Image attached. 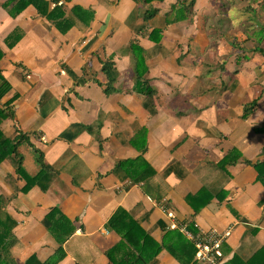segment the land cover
I'll use <instances>...</instances> for the list:
<instances>
[{"label": "crops", "instance_id": "0c3cea01", "mask_svg": "<svg viewBox=\"0 0 264 264\" xmlns=\"http://www.w3.org/2000/svg\"><path fill=\"white\" fill-rule=\"evenodd\" d=\"M5 1L0 0V5ZM106 1L109 2L98 5L96 0H68L62 19L67 17L71 30L62 37L54 36L56 30L51 22L36 17L32 7L14 19L0 8V51H5L2 42L11 28L20 27L25 33L13 53L6 51L3 61L10 58L11 63L2 65L5 77L13 81L14 93L21 95L15 102L16 119L27 140L17 153L21 163L27 164L23 169L30 176L38 175L42 164L48 167L24 189L28 194L21 202L28 206V214H14L11 209L0 211V248L7 249L11 244L8 255L13 264H109L107 253L113 239L103 227L109 214L117 212L123 222L131 216L161 245L171 224L165 212H171L175 221L194 235L229 230L222 244V264H233L235 256L242 260L252 257L264 243V190L256 182L249 162L264 145V132L258 131L259 126L251 128L244 123L242 113L237 115L241 130H234L237 125L231 130H218L207 119L181 116L176 102L191 99L194 94L186 87L173 88L159 74L164 71L173 77L188 75L190 88L199 80L193 66L174 61L176 34L164 28L161 18L157 23L161 24L158 28H163V48L143 39L140 51L128 50L133 59L131 71H116L113 53L117 41L124 35L126 42L130 39L128 33L118 31L112 49L107 36L114 35L112 27L116 22L131 19V6L135 14L137 9L131 0ZM7 25V34H2ZM42 35L44 42L39 38ZM47 40L62 51V73L51 62L57 56L38 45L39 41L49 47ZM137 59L142 66H137ZM25 67L37 72L35 91L31 75L22 71L21 77L15 76ZM229 68L244 77L243 81L238 78L228 84L233 94L244 103L257 100L258 112L264 110L260 102L264 82L254 80L258 77L257 64L247 63L239 69L230 64ZM137 70L141 77H151L157 97L148 98L146 93L135 90ZM104 83L109 86L103 87ZM181 88L184 93L174 92ZM24 95L29 96L27 104L21 102ZM221 116L219 113V123ZM254 121L264 124L257 114ZM239 122L236 118L231 121L234 125ZM140 155H145L143 159L154 169L144 185L158 184L153 188L164 191L160 199L157 193L153 198L144 194L139 184H130L131 174L137 177L144 172ZM225 156L233 160L235 178L227 177L218 166ZM17 167L12 157L0 165V195L4 199L13 195L16 182H22L23 189L25 182L15 171ZM201 182L211 189L210 193L199 191ZM210 194L218 198L203 205ZM224 196L230 208L222 203ZM118 201L124 208L121 213ZM50 205L59 207L67 217L57 230L62 242L55 238L56 230L52 232L47 218ZM74 228L75 232L64 238L65 232ZM256 229L262 231L257 233ZM168 244L165 242L166 247ZM148 249L156 250L155 246ZM170 257L163 252L152 257L149 264H180Z\"/></svg>", "mask_w": 264, "mask_h": 264}, {"label": "bare ground", "instance_id": "6f19581e", "mask_svg": "<svg viewBox=\"0 0 264 264\" xmlns=\"http://www.w3.org/2000/svg\"><path fill=\"white\" fill-rule=\"evenodd\" d=\"M131 1L135 4V8L137 9L136 14L139 13L140 16L142 15V14H140L142 8H143L144 12H147L146 8H152V10H151L152 16L151 17L161 18L163 21V24H164V28H166L168 30V32H170L169 28L175 22V20L171 16V14L176 9V6L178 4L184 5V7H186V8L191 7L190 9L192 11L189 12L190 16L194 15L198 11H203L202 13H203L204 18H206L205 17L206 15H210V12H208V10H207L209 7V4H208L207 9H198L197 8L198 3L201 0H198V2H197V0H163L160 3L149 4L145 8L141 7V6L139 7V5L136 3L135 0H131ZM237 1L239 3H241L240 9L243 12L246 11V13L249 14L250 18H254V16L258 15V12L260 10L264 9V0H237ZM6 2H7V0L3 4L0 5V8L9 17L14 19V17L12 15H10L8 13V11L6 10V8H4V6H3ZM213 2H218L221 5V6L220 5L218 6V7H221L220 10L223 9L222 8L223 6L229 5V4H227L226 0H213ZM163 4H166V7H154V6L163 5ZM52 6L54 9H56L55 6L59 7V11H57V14L60 17L59 20L60 19L61 20L58 21V26H61L62 25V0L58 1L57 3L53 4ZM249 6H250V8H249ZM220 10L218 8V10L216 12H212V15L210 16V18H212L213 16H215V17L218 16V18H220L221 15H223L225 17L223 19L220 18L219 21L224 20L226 23L227 15L225 14V9L223 10L222 13L220 12ZM170 11H172L171 14H169ZM134 15H135V11H134ZM168 15L170 16L169 22H167V20H166V17H168ZM140 16H139V18H140ZM145 17H148L147 13L145 14V16H143V18H145ZM208 17L209 16H207V18ZM171 20H173L174 22L172 23ZM226 25H227V27L225 30H223L221 26L220 27L218 26L220 31L215 32L212 30L211 32H209V34L207 36L209 38L212 37L213 40L216 39V42L219 45V47L216 50H214V51L211 50V48H210V42L211 41H208L207 39H205V41L202 42V43H205L207 45V47L210 49V55L209 56L212 59V60H210V65L208 66V68H209L208 73L209 74H207V75L213 77L217 74L218 71L226 70L230 64L233 65L234 69H239L242 65L239 67L237 65L238 64L237 60L242 61L245 58H246L247 63H250V64L256 63L258 68H264V28H262V29L259 28L260 30H259L258 34L260 35V38L258 40V37L253 35V34L244 35L243 33H236L233 36L231 35L230 37H228L227 36L228 32H230L232 30L230 29V24L228 25L226 23ZM14 28H11L10 31L8 32V34L3 39L2 43L5 46V51L4 50L0 51V79L3 77L5 79V81L7 82V88L5 89V93L2 96H0V116H2V114L5 115V117L0 118V121H4L8 125L7 128H4V133L0 134V165L8 157H12L13 160L15 161V163L17 164V159H16V156L14 153V145H15V141H16V135H15V129H13V126H12L13 125L12 124L13 115L15 114L14 113L15 112L14 84H13V81L10 79H7L5 77V74H4V73H6V71L4 70V67L6 66V64L11 63V60H10V58H8L5 61H3L6 58L7 52L13 53V49H14L15 45H14V39L12 37H10V34L13 32ZM162 31H163V28L151 26L149 23L145 22V26L143 28H140L137 32H135V36L132 37L128 41V44L130 45L129 50L132 52L140 51L142 49V44L144 43L143 39L159 45L160 48H163L162 40H161ZM169 44H171V43H168L167 45H169ZM167 45H165V46H167ZM178 45L179 44L174 46V48H173L174 53L176 52V50H178V47H177ZM189 50L190 49H188V51H186V52L189 53L190 52ZM258 51H260L261 54ZM186 52L180 53L179 55L181 57H178V56L174 57V61H176V63L179 65L184 64V63L189 64L187 57L185 56ZM56 59H58V55H57ZM137 60H136L137 66L138 67L142 66L143 65L142 61L141 60L137 61ZM228 62H230V63H228ZM201 64H203V61H200V62H198V61L192 62L191 61V66H193L194 71L196 72L198 70L199 74H204V73L200 72ZM58 68H59L58 69L59 73H62V66H60ZM232 72L237 73L235 70ZM198 73L196 72L197 75H195V78L197 80L202 81V80L206 79L207 75L204 77H201ZM258 75L261 77V74L258 73L256 76H258ZM258 81H259V83H263L264 77H263V81H260V79H258ZM134 88L139 93H143V94L146 93L148 95V98H155V96L157 97V91L153 85V82L151 81V77H147V78L141 77V74H139L138 70L136 72V80H135ZM224 90H230L228 85H226L224 87ZM200 93L201 92H199L198 94H200ZM245 96H246V94L244 95V97ZM246 98H247V96H246ZM225 101L229 102L227 105L228 110H226L225 114H221L223 116H221L220 123L224 124L225 129H228V130L233 129L234 126H236V125H237V127H235L234 130H241L242 126L240 125V122H239L240 119L237 118L238 114L242 113L241 117L243 115V117L245 119L244 123H246V122L248 123L249 119L252 118V116H250V117L248 116L249 113L250 112L253 113L255 111V114H256L259 110V107H258L259 103H257V100H251L248 103L247 102L244 103V100L242 98L240 99L237 95H234L231 90H230V98L228 99V97L226 96ZM234 103H237L238 106L235 107ZM180 104H179V109H180V112L182 114L187 115L189 118L190 117L199 118V117H195L191 114L192 112H194L198 109V107L193 104L191 99L184 98L183 100L180 101ZM240 104H241V107H240ZM235 108L237 109V114L234 113ZM186 109H189L190 112ZM203 109H205V107L201 108L200 110H203ZM248 110H249V112L247 113ZM255 114H253V115H255ZM231 115H233L234 117ZM234 118H236L239 123H237L235 125L232 124L231 121H234ZM262 123H264V122H262ZM258 126H259L258 131L264 132V124L263 125L258 124ZM8 148H11L9 150L11 152L8 154H4L5 150H7ZM263 148H264V145L260 149L257 156L251 162H249L250 165L254 166V164L258 160V158H259L258 156H259V154ZM143 156L144 155H140V157H143ZM225 159H227L226 156L223 157L220 162H218V166L222 167L223 169H224V166H222V164L225 163V162H223V160H225ZM141 165H142V168L144 169V172L142 173V179L140 181L136 182L135 185L139 184L137 186L141 187L143 190L144 181H145L147 175L151 171H154V169H153L151 163L144 160L143 158H142ZM253 169H254V167H253ZM254 171H255V169H254ZM255 173H256V171H255ZM256 182H257V173H256ZM130 184H134V182L131 181ZM200 185L202 186L199 189L200 192L201 191L209 192L211 190L209 187L205 186L203 182H201ZM126 190H127V187L125 188V192H126ZM124 195H125V193H124ZM4 200H5L4 197H2L0 195V211H8L7 209H9V208H5L3 206ZM121 202L122 201L117 202V207L118 206L122 207ZM52 208H57V212H55V216L57 214H59V219L62 220V211L59 209V207H57L55 205L49 206L47 216H48V214ZM122 209H124V208L122 207ZM116 213L117 212L109 214L103 222V227H104L105 233L110 234L111 238L113 239V244L109 247L108 253H107V258L109 260V264H139V263L140 264H142V263L143 264H149L150 259H152V257L153 258L156 257L155 253H153V250H151V249H148V248L145 249L144 258H146V261H148L147 263L145 260H143L142 263L139 262V260H138L139 255L136 254L135 252H133L131 249H127L126 253H117L116 252L114 246L116 245V242H117L119 236L117 235L116 229H115L114 225L112 224V219L116 216ZM1 218H2V216L0 213V220H1ZM60 227H62V223H61ZM60 238H61L60 242H62V236ZM10 246H11V244L8 243L7 249L0 248V264H13L11 260L6 259V255L3 253V251H7V254H8L12 249V248L10 249ZM146 252H147L148 256H146Z\"/></svg>", "mask_w": 264, "mask_h": 264}, {"label": "rangeland", "instance_id": "374dc122", "mask_svg": "<svg viewBox=\"0 0 264 264\" xmlns=\"http://www.w3.org/2000/svg\"><path fill=\"white\" fill-rule=\"evenodd\" d=\"M97 4L100 5L102 3H106L109 1L106 0H96ZM112 1V0H111ZM198 2V0H197ZM227 4H229L228 6H223L222 10H220L221 7H218L220 4L218 2H213V0H201L198 3V9H207L208 4V12H210V15H206L205 17L207 18V16H209L207 19L203 17V11H198L196 12L194 15L190 16L189 12H191L192 10L190 8H186L184 7V5H177L176 9L172 12L171 16L172 18L175 20L174 24L169 28L170 32L172 33V35H175L174 38V46H176L177 44H179L178 50H176L175 53H173V56L176 57H181L179 54L182 52H186L188 51V49H190L189 53H185V56L187 57V60L189 62V64L191 65V61H203V64H201V68H200V72L204 73V74H199L198 70L196 71L201 77L206 76L208 73V66L210 65V60L211 57L210 55V49L207 47V45L205 43H202L205 41V39H207L210 42V48L212 51L216 50L219 45L216 42V39L213 40V38H209L207 37L209 32H211L212 30L215 32L220 31L219 27L221 26L223 30L226 29L227 25L226 23L229 25L230 24V29L232 31L228 32L227 36L230 37L231 35L233 36L236 33H243L244 35L247 34H253L255 36L258 37V40L260 38V35L258 34L259 30L264 28V9L260 10L258 12V15L254 16V18H250L249 14L246 13V11H242L240 9L241 7V3H239L237 0H226ZM121 3L123 4V2L121 1ZM124 5V4H123ZM221 6V5H220ZM133 7V11H129V16L131 19H129L126 22H116L113 27H112V32H114V35L111 36H107V38H109L111 40L110 43V48L114 49V47H112V43L117 39L116 34L118 31L122 30L127 34L128 36V40L131 39L132 37H134L135 35L133 34V32L135 30H139L140 28H143L145 26V22L147 23H152L155 27H159L161 24L157 23L158 19L157 17L153 18L151 16L145 17L143 18V16H145V14L147 12L143 11V8L141 10L142 14L141 16L136 15V16H140V18H136V16L134 15V6ZM154 7H166V4L163 5H157ZM228 7V8H227ZM145 8V7H144ZM220 10V12L222 13L223 10L225 9V14L227 15L226 17V23L224 20L219 21L220 18H224L225 16L221 15L220 18L213 16L212 18H210V16L212 15V12H216L217 10ZM227 8V9H226ZM232 8V9H231ZM210 9V10H209ZM231 9V10H230ZM59 11V9L57 10ZM133 12V14L131 15V13ZM152 13V11H150ZM258 17V18H257ZM206 19V20H205ZM131 23V26H130ZM219 26V27H218ZM10 28V25L4 26L2 29V34H7V29ZM260 28V29H259ZM54 29L56 30L53 32L54 36H62V25L59 26H54ZM47 32H48V27H47ZM71 29L70 27L67 28L66 32H69ZM82 36L85 34L84 31L81 32ZM43 36H40V40L42 42H44ZM47 36H52L50 33H47ZM126 35H124L122 37V39L120 41H117V47L114 49V53H113V60L116 61V65L118 66V68H116L115 70L118 71L119 73L124 72L125 74H128L129 71H131L132 69V63H133V59L132 56L130 54L129 47L130 45L128 44V42H126L124 40ZM47 42V46L41 44L38 41V45L41 46L47 53H52L54 56L58 55V59H55V61L53 62L51 59V62L56 64L57 67L62 66L63 61H62V51H58L57 48L54 46V44H52L51 42H49L48 40ZM58 51V52H57ZM260 54L261 52L258 51ZM165 53L168 54V51H166ZM171 54V53H170ZM228 59V58H227ZM182 63V62H181ZM230 63V62H228ZM237 65L240 67L241 65L247 66V62H246V58L242 61L237 60ZM252 70V68L250 69ZM31 75L33 77V79L31 80L32 83H34L33 85H31V88L35 91V89L37 88V83H36V73L37 72H33L29 67H25L22 70H19L18 73L15 75L16 77H21L23 75V72ZM112 71V69H111ZM248 71V70H245ZM256 72H258L259 74H261V77L258 75L257 79L255 78V81H258V79H260V81H263V77H264V68H258L256 70ZM253 72L254 75H256L257 73ZM118 74V73H116ZM159 77H161L168 85H171L173 88H176L178 86L186 87V89H190L191 93L194 94V96L191 97V100L193 102L194 105H196L198 107V109L194 112H192L191 114L195 117H201L202 119H207L209 120V122L211 123L212 126H214V128L218 129V130H225L224 124L219 123V118H218V114H225L226 113V106L228 105V101H225V97L227 96L228 99L230 98V90H224V87L226 85H228L230 82L231 85L234 83V79H241L243 81L244 77L241 75V73H233L231 71V68L227 67L226 70H222V71H218L217 74L215 76H206L205 80H200L198 82H193L192 84V88L189 87V84L191 83L188 79L191 78L188 75H179L178 77H173L171 75H165L164 71H162L159 74ZM158 78V77H156ZM194 79V77H193ZM259 82V81H258ZM162 83V82H161ZM109 86V84H103V87H107ZM182 88L180 90H176L174 89L175 93H184ZM199 92H201L200 94H198ZM28 98L29 96L24 95L21 102L23 103H28ZM260 102L263 103L264 105V94L261 95L260 97ZM177 104H180V102H176ZM181 105V104H180ZM166 107V106H165ZM203 110H200L201 108H204ZM190 112L189 109H186ZM249 112V110L247 111V113ZM257 114V117L262 120V122H264V110L259 111ZM256 114L254 119H249L248 121V125H250L251 128L253 127H258L257 123L254 121L256 119ZM253 113H249V117L252 116ZM181 116H185V114L181 115ZM254 122V123H253ZM16 125V124H14ZM145 156V155H144ZM140 157V158H144ZM148 159V158H147ZM11 163V161H10ZM232 164H233V160H227L225 163L222 164V166H224V170L226 172V175L228 177H233L235 178L236 176V172H234V170H232ZM23 167L27 166L26 163L22 164ZM216 170H218V166L214 167ZM131 181L136 183L138 181H140L142 179V175H138L137 177H134L131 174L130 177ZM16 187H15V191H13V195L12 196H8L5 200H4V204L3 206L5 208H9L11 209L12 212H14V214L19 211L22 214H28V206H26L25 203H22V199H24L26 197V195L28 194V191H24L22 189V182L18 181L15 183ZM19 194V196H18ZM226 198H228L227 196H224L222 198V203L226 204L228 202H226ZM229 204V203H228ZM230 205V204H229ZM228 207V206H226ZM230 208V207H228ZM234 213V211L232 212ZM235 215V213L233 214ZM230 222V219L229 221ZM227 222V223H228ZM178 232V231H176ZM225 232V231H223ZM222 232V233H223ZM172 235H175V232L171 233ZM235 235V232H233V237ZM232 237V238H233ZM231 243V241H229ZM166 253L165 251H161L160 253ZM3 253L6 255V259H9V255L7 254V251H3ZM188 261V258H187ZM216 264H222V261L217 262Z\"/></svg>", "mask_w": 264, "mask_h": 264}, {"label": "trees", "instance_id": "16d2710c", "mask_svg": "<svg viewBox=\"0 0 264 264\" xmlns=\"http://www.w3.org/2000/svg\"><path fill=\"white\" fill-rule=\"evenodd\" d=\"M60 0H7V2L3 5L4 8L8 11L10 15H12L14 18L17 17L19 14H21L23 11H25L27 8L32 7L36 11V17H43L48 19L52 26H58L59 21V15L57 14V10L59 7L55 6L56 9L53 8V4L57 3ZM68 0H62V14L64 12V5L67 4ZM136 3L139 5V7H146L149 4L152 3H160L163 0H135ZM250 8V6H249ZM61 9V8H60ZM152 8H146L147 16H152V13L150 12ZM156 11V10H155ZM154 12V11H153ZM172 11H170L169 14H171ZM65 15V14H64ZM170 16L166 17L167 22H169ZM173 23L174 21L171 20ZM60 27V26H59ZM67 17L62 19V35L66 32L67 28H69ZM23 29L20 27H15L13 32L10 34V37L14 39V45H17L16 42L20 41L25 33H23ZM139 50V49H138ZM137 61H140L139 59ZM7 88V82L2 77L0 79V96H2L5 93V89ZM20 93L15 92L14 93V102H16L20 98ZM13 115V121L12 126L13 129H15V135H16V141L14 145V153L17 159V174L19 175L20 179H22L25 184L23 186V190L30 184H33L35 181L39 179V177L47 171V166L45 164H42V169L40 173L36 176H30L28 175L25 170L23 169L22 163H21V155L17 153V149L19 146L26 142V134L21 132L18 120L16 119L17 111L14 112ZM5 117L4 114L0 116V118ZM16 124V125H14ZM8 125L4 121H0V134L4 133V128H7ZM12 148V147H11ZM11 148H8L5 150L4 154H8L11 151H9ZM258 160L254 164V169L257 173V182L262 186L264 189V148L261 150ZM227 159L223 160V162H226ZM229 161V160H228ZM154 186H158V184H152V185H144L143 186V192L144 194L150 195L154 198V194L157 193L158 199L162 197V194H164V191H158V188H153ZM210 193V192H209ZM213 198L217 199L218 196L214 194H210V198L207 199L203 203V205H206L208 202H210ZM121 199V196L118 198ZM225 206L231 207L228 203L225 204ZM118 213H121L124 211L122 207H119ZM55 212H57V208H52L48 214V219L52 223V232L54 233L56 230V234H54L55 238L59 240L60 238L57 236V230L59 229L62 221H66L67 217L62 214V220L59 219V214L55 216ZM194 212H199V209H194ZM116 213V216L112 219V224L114 225L116 229V233L119 236L118 240L116 242V245L114 246L117 253H126L127 249H131L133 252L138 254V260L142 263L143 260L146 261V258H144L145 249L149 248L151 246H155L156 250H153V253H155V256L160 254L161 251H165L168 255H170L172 259L178 261L180 264H195L196 263V248L192 241L188 240L182 233L176 232V230H170L167 235L165 234L164 237V243L161 245L156 243L154 239L146 232L144 229L138 224V221L133 219L131 216L127 218L125 222L121 221ZM257 233H260L262 230H257ZM75 232L74 230L68 231V233L65 232V237L67 238L71 236ZM175 232V235H172L171 233ZM63 240V238H62ZM187 241L189 243H187ZM165 242H168V246H165ZM224 245V244H223ZM222 245V248H223ZM188 258V261H187ZM233 264H264V243L263 246L250 258L246 260H242L239 257L232 258ZM148 261H146L147 263ZM143 264V263H142Z\"/></svg>", "mask_w": 264, "mask_h": 264}, {"label": "built area", "instance_id": "2783aa9c", "mask_svg": "<svg viewBox=\"0 0 264 264\" xmlns=\"http://www.w3.org/2000/svg\"><path fill=\"white\" fill-rule=\"evenodd\" d=\"M43 138V137H42ZM170 219V229H176L181 232L188 240L192 241L196 248L195 264H216L223 260L222 244L229 236V230L225 232L210 231L206 234L194 235L186 227L179 225L174 218L173 213L165 212Z\"/></svg>", "mask_w": 264, "mask_h": 264}, {"label": "clouds", "instance_id": "9594fccd", "mask_svg": "<svg viewBox=\"0 0 264 264\" xmlns=\"http://www.w3.org/2000/svg\"><path fill=\"white\" fill-rule=\"evenodd\" d=\"M170 229V228H169ZM170 230H176V229H170ZM176 231H178V230H176ZM179 232V231H178ZM181 233V232H180Z\"/></svg>", "mask_w": 264, "mask_h": 264}]
</instances>
